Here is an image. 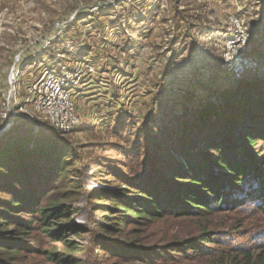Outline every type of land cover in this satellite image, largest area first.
Listing matches in <instances>:
<instances>
[{"label": "rangeland", "instance_id": "1", "mask_svg": "<svg viewBox=\"0 0 264 264\" xmlns=\"http://www.w3.org/2000/svg\"><path fill=\"white\" fill-rule=\"evenodd\" d=\"M15 62L20 104L27 84L45 71L95 69L74 95L79 125L62 134L39 122L31 144L54 139L70 161L64 174L71 176L58 187L77 196L71 224L85 233L65 236L83 247L79 259L115 264L94 249L103 221L96 195L118 190L103 180L112 173L117 184L143 182L177 134L191 128L193 113L219 103L217 91L244 79L264 83V0H0V129L8 123L1 115ZM21 120L37 123L19 116L11 130ZM201 222L239 243L264 229L261 213L226 207L205 220L152 224L143 243L195 234Z\"/></svg>", "mask_w": 264, "mask_h": 264}, {"label": "trees", "instance_id": "2", "mask_svg": "<svg viewBox=\"0 0 264 264\" xmlns=\"http://www.w3.org/2000/svg\"><path fill=\"white\" fill-rule=\"evenodd\" d=\"M217 98L193 113L143 182L103 180L118 190L96 195L95 250L115 264H264V229L239 243L201 222L195 234L143 243L157 222L205 220L226 207L264 216V83L239 80ZM34 124L18 121L0 138V264H83V247L65 236L85 233L71 224L77 196L58 187L70 161L54 139L31 144Z\"/></svg>", "mask_w": 264, "mask_h": 264}, {"label": "built area", "instance_id": "3", "mask_svg": "<svg viewBox=\"0 0 264 264\" xmlns=\"http://www.w3.org/2000/svg\"><path fill=\"white\" fill-rule=\"evenodd\" d=\"M62 27L56 24V29ZM241 28L236 33H241ZM47 43L43 45V49ZM18 59L16 62H18ZM14 63L10 72L7 93V106L1 116L6 126H11V120L19 116L31 122H40L49 125L58 133H69L80 123L74 95L76 90L86 85L87 80L95 74V69L89 64H78L66 71H45L34 82L27 84L25 89L26 100L19 103L16 89V75ZM235 69L232 63H227ZM235 77H238L235 76Z\"/></svg>", "mask_w": 264, "mask_h": 264}, {"label": "water", "instance_id": "4", "mask_svg": "<svg viewBox=\"0 0 264 264\" xmlns=\"http://www.w3.org/2000/svg\"><path fill=\"white\" fill-rule=\"evenodd\" d=\"M241 78H245V77H241ZM10 127L11 126H9V127L5 126V127H3V129H0V138L3 136L4 133H6L9 130Z\"/></svg>", "mask_w": 264, "mask_h": 264}]
</instances>
